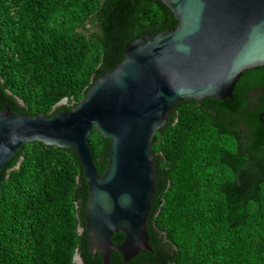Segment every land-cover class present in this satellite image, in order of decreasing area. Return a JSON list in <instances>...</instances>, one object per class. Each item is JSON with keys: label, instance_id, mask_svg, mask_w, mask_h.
<instances>
[{"label": "trees", "instance_id": "1", "mask_svg": "<svg viewBox=\"0 0 264 264\" xmlns=\"http://www.w3.org/2000/svg\"><path fill=\"white\" fill-rule=\"evenodd\" d=\"M176 26L161 0H0V111L69 110L123 61L127 43ZM260 88L264 67L244 72L232 98L176 105L152 142V251L129 262L114 252L109 264H264V93L254 110L247 102ZM109 146L94 131L100 175ZM87 201L76 153L24 144L0 172V264H75L77 251L103 264L89 252Z\"/></svg>", "mask_w": 264, "mask_h": 264}, {"label": "water", "instance_id": "2", "mask_svg": "<svg viewBox=\"0 0 264 264\" xmlns=\"http://www.w3.org/2000/svg\"><path fill=\"white\" fill-rule=\"evenodd\" d=\"M161 2L177 26L127 43L123 61L71 109L51 117L0 111V172L26 143L76 153L88 186L89 252L103 264L114 252L129 262L152 251L147 221L158 184L152 142L176 105L232 98L244 72L264 67V0ZM94 131L110 142L102 175L90 148ZM119 232L125 239L115 245ZM73 262L84 264L78 251Z\"/></svg>", "mask_w": 264, "mask_h": 264}, {"label": "flooded vegetation", "instance_id": "3", "mask_svg": "<svg viewBox=\"0 0 264 264\" xmlns=\"http://www.w3.org/2000/svg\"><path fill=\"white\" fill-rule=\"evenodd\" d=\"M250 87H248L247 89H249ZM249 91V90H248ZM264 93V88H260V89H255L254 91H252L250 93V97L248 99L247 102L254 104V106L250 109L251 111L254 110L258 105H257V99L260 98V96ZM260 94V96H258ZM260 117H262V115H260Z\"/></svg>", "mask_w": 264, "mask_h": 264}]
</instances>
